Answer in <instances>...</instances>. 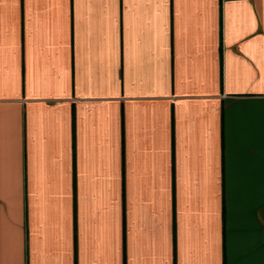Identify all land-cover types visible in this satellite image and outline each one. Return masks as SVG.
I'll list each match as a JSON object with an SVG mask.
<instances>
[{
    "label": "crops",
    "instance_id": "crops-1",
    "mask_svg": "<svg viewBox=\"0 0 264 264\" xmlns=\"http://www.w3.org/2000/svg\"><path fill=\"white\" fill-rule=\"evenodd\" d=\"M0 264H264V0H0Z\"/></svg>",
    "mask_w": 264,
    "mask_h": 264
}]
</instances>
